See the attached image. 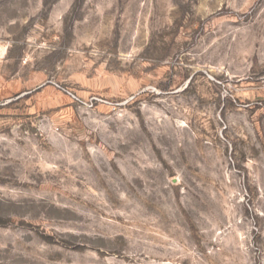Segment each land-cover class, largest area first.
Wrapping results in <instances>:
<instances>
[{
	"label": "rangeland",
	"instance_id": "1",
	"mask_svg": "<svg viewBox=\"0 0 264 264\" xmlns=\"http://www.w3.org/2000/svg\"><path fill=\"white\" fill-rule=\"evenodd\" d=\"M0 264H264V0H0Z\"/></svg>",
	"mask_w": 264,
	"mask_h": 264
}]
</instances>
